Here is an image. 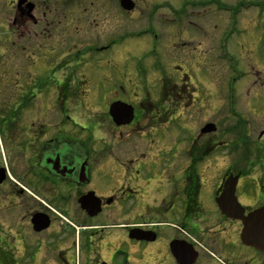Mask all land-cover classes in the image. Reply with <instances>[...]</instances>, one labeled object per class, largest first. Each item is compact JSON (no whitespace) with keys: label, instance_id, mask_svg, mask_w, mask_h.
<instances>
[{"label":"flooded vegetation","instance_id":"1","mask_svg":"<svg viewBox=\"0 0 264 264\" xmlns=\"http://www.w3.org/2000/svg\"><path fill=\"white\" fill-rule=\"evenodd\" d=\"M173 1L0 0V264H264L240 238L264 223V94L243 114L230 85L226 115L191 133L186 64L156 89L140 71L218 1Z\"/></svg>","mask_w":264,"mask_h":264},{"label":"rangeland","instance_id":"2","mask_svg":"<svg viewBox=\"0 0 264 264\" xmlns=\"http://www.w3.org/2000/svg\"><path fill=\"white\" fill-rule=\"evenodd\" d=\"M217 1L218 4H215L214 9L212 6L203 8V12L198 9L200 13L191 19L202 29V32H199L198 28L194 29L189 26H185L183 29V22L173 21L170 36L171 39L176 36L174 45L183 43L185 44H182L183 47L186 44L187 47L180 51H173L170 48L169 51L167 49V51L162 52L161 58L166 63L162 69H151L148 65V69L140 71L142 77H146V84L156 89V84H165L168 79L172 84L174 81L172 77L176 76L174 65L177 70H180L183 66L179 63L182 61L186 64L187 72L185 70L184 72L190 78L192 84V87H189L187 91L188 94L194 97L193 102L196 104V106L189 108L188 127L191 133L198 130L205 123H215L218 115L220 119L224 113L226 115L230 85H232L235 93L234 108L237 112L240 111L243 114L250 108L249 101H251V98H260L264 94L263 89H260L262 84L259 80H257L256 86L252 84L256 80L254 75H257L259 79L264 73V8L259 6L264 3V0ZM239 1H243L244 4L239 3L235 13H230ZM167 2L176 4L179 1L167 0ZM224 7L228 12L223 10ZM143 23L144 21L139 22V26H142ZM2 24H5V21H2ZM133 26V23L124 20L125 30L132 29ZM165 35L168 37L169 33H165ZM194 47H196V51H193ZM47 50L50 51L51 47L43 49L34 47L30 51V53L32 52L31 57H33L31 61H35L37 56L42 58V60H36L37 62L49 61L44 58L48 55L45 52ZM126 52L130 53L126 54ZM124 54L125 57L126 55L129 57L135 54L132 59L126 60V63H129L128 65H137L144 68L143 52L137 45L131 44L128 49L124 50ZM14 57L16 60L12 62H18L20 57L16 55ZM146 59L152 61L149 57ZM137 61L139 62L136 63ZM36 70L27 69L32 76H36ZM45 71V69L42 70V72ZM7 73L10 77L11 69H8ZM55 76L59 77L60 71ZM18 77H22V74L20 73ZM141 82L142 80L139 83ZM146 84L143 81L142 85H139L145 87ZM51 92L53 91L50 90ZM173 103L169 102V104ZM90 104L92 105V103ZM96 105L95 103L94 106ZM100 108L93 107L92 114L99 115ZM177 138H179L178 133L170 132L165 134L159 141L167 143ZM80 264H84V261L80 260Z\"/></svg>","mask_w":264,"mask_h":264},{"label":"water","instance_id":"3","mask_svg":"<svg viewBox=\"0 0 264 264\" xmlns=\"http://www.w3.org/2000/svg\"><path fill=\"white\" fill-rule=\"evenodd\" d=\"M252 217L253 215L249 219ZM240 238L243 243L250 246L253 245L257 249L264 251V223L256 226L253 220L246 222Z\"/></svg>","mask_w":264,"mask_h":264}]
</instances>
